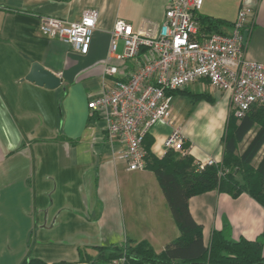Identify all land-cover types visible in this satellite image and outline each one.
Here are the masks:
<instances>
[{
	"label": "crops",
	"instance_id": "1",
	"mask_svg": "<svg viewBox=\"0 0 264 264\" xmlns=\"http://www.w3.org/2000/svg\"><path fill=\"white\" fill-rule=\"evenodd\" d=\"M170 0H0V264L33 257L47 264H89L98 247L146 241L156 253L179 236L153 172L129 171L109 143L106 122L87 108L104 83L105 65L131 69L109 52L110 33L122 20L148 35L163 20ZM241 8L251 10L245 56L264 63V0H203L198 17L218 19L228 33ZM97 11L89 51L80 55L58 39L44 36L40 18L66 22L84 10ZM122 52V42L115 53ZM58 75L60 85L46 89L24 80L30 62ZM205 99L178 97L173 124L185 137L194 163L222 159V136L229 95L197 81ZM172 126L149 130L151 152L161 158ZM193 220L202 226L204 245L213 230L230 239L262 243L264 207L247 194L237 198L217 191L188 201ZM85 253L79 261L78 250Z\"/></svg>",
	"mask_w": 264,
	"mask_h": 264
},
{
	"label": "built area",
	"instance_id": "2",
	"mask_svg": "<svg viewBox=\"0 0 264 264\" xmlns=\"http://www.w3.org/2000/svg\"><path fill=\"white\" fill-rule=\"evenodd\" d=\"M203 0H170L163 20L148 35L118 20L110 33L109 52L131 69L105 65L103 74L114 77L104 83L87 108L106 122L109 143L121 149L118 159L129 171L145 169L143 137L156 123L172 126L164 138L165 151L188 155L185 137L173 124L172 95L169 92L206 80L229 95V113L240 119L253 104L264 105V63L245 56L251 10L241 8L228 33L203 34L198 12ZM41 33L58 39L72 51L86 55L97 26V11L84 10L73 22L54 17L40 18ZM122 42V52L116 54ZM197 170L216 164L212 159L198 162ZM125 257L110 264H123Z\"/></svg>",
	"mask_w": 264,
	"mask_h": 264
},
{
	"label": "trees",
	"instance_id": "3",
	"mask_svg": "<svg viewBox=\"0 0 264 264\" xmlns=\"http://www.w3.org/2000/svg\"><path fill=\"white\" fill-rule=\"evenodd\" d=\"M203 34L222 33L218 19L198 17ZM208 82V81H207ZM183 94L191 100L205 99L206 93H192L188 88L169 92ZM153 138L147 132L142 146L145 150V169L153 172L167 202L179 236L156 253L146 241L126 240L121 246L98 247L97 256L86 260L89 264L112 261L125 257L123 264H264L262 243L243 237L230 239L222 231L213 230L207 245L203 243L202 226L188 210L191 197L217 191L237 198L249 195L264 207V105L253 104L240 118L229 113L222 136L223 153L219 163L196 169L189 155L172 150L161 158L150 150ZM186 147V145H184ZM79 261L85 262L84 250L79 249ZM19 264H47L27 257Z\"/></svg>",
	"mask_w": 264,
	"mask_h": 264
},
{
	"label": "water",
	"instance_id": "4",
	"mask_svg": "<svg viewBox=\"0 0 264 264\" xmlns=\"http://www.w3.org/2000/svg\"><path fill=\"white\" fill-rule=\"evenodd\" d=\"M30 62V68L24 80L34 83L37 86L46 89H55L59 87L61 81L58 75L46 70L40 63L25 57Z\"/></svg>",
	"mask_w": 264,
	"mask_h": 264
},
{
	"label": "rangeland",
	"instance_id": "5",
	"mask_svg": "<svg viewBox=\"0 0 264 264\" xmlns=\"http://www.w3.org/2000/svg\"><path fill=\"white\" fill-rule=\"evenodd\" d=\"M189 90H190V91H195V92H197V88H196L195 85H190V86H189ZM172 106H173L174 108L180 106V102H179V98H178V97H176V98L172 101ZM98 264H107V263H105V262H100V263H98Z\"/></svg>",
	"mask_w": 264,
	"mask_h": 264
}]
</instances>
